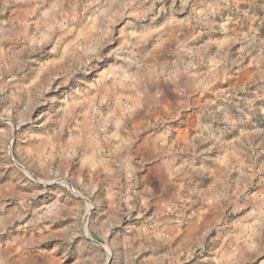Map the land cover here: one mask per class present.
<instances>
[{
    "label": "rangeland",
    "instance_id": "1",
    "mask_svg": "<svg viewBox=\"0 0 264 264\" xmlns=\"http://www.w3.org/2000/svg\"><path fill=\"white\" fill-rule=\"evenodd\" d=\"M222 257L264 264V0H0V264Z\"/></svg>",
    "mask_w": 264,
    "mask_h": 264
},
{
    "label": "crops",
    "instance_id": "2",
    "mask_svg": "<svg viewBox=\"0 0 264 264\" xmlns=\"http://www.w3.org/2000/svg\"><path fill=\"white\" fill-rule=\"evenodd\" d=\"M217 264H232V261L230 259L228 261V260H226V258L222 257L221 259H219V261L217 262Z\"/></svg>",
    "mask_w": 264,
    "mask_h": 264
}]
</instances>
